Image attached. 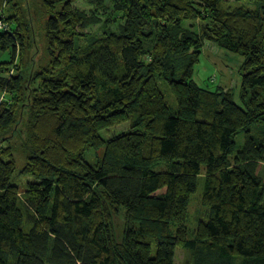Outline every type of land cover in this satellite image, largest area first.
<instances>
[{"label":"trees","instance_id":"1","mask_svg":"<svg viewBox=\"0 0 264 264\" xmlns=\"http://www.w3.org/2000/svg\"><path fill=\"white\" fill-rule=\"evenodd\" d=\"M41 1L51 63L30 82L35 42L19 4L0 31V264H174L177 249L183 264H264V0H85L90 13ZM197 20L201 34L184 30ZM204 39L243 57L241 106L194 82ZM19 125V175L35 179L23 192L4 145ZM89 149L103 150L93 165ZM199 186L208 217L189 239Z\"/></svg>","mask_w":264,"mask_h":264},{"label":"rangeland","instance_id":"2","mask_svg":"<svg viewBox=\"0 0 264 264\" xmlns=\"http://www.w3.org/2000/svg\"><path fill=\"white\" fill-rule=\"evenodd\" d=\"M72 7L83 10L87 13L94 12L96 4H88L85 0H72ZM232 3L233 0H228ZM19 4L23 8L25 15L27 16L28 23L30 24V31L32 35L33 47L32 51L25 56V73L23 77H26L30 82L33 76L45 68H49L51 60L49 56V44L50 40L47 37L45 23L49 18V14L45 13V8L41 0H0V20L4 23L5 17H8L13 9L12 5ZM101 12V11H100ZM104 15L102 14V17ZM208 24L206 21H186L184 24V30L193 34H201L202 27ZM111 28L112 25H111ZM4 31V30H3ZM96 26L90 27L86 32L89 34H96ZM90 37V36H89ZM200 62L194 68L193 80L201 88H205L209 91H230L233 95L234 103L242 105L239 99L241 77L239 74L240 66L243 62V57L239 54L228 52L220 49L213 41L204 39L202 48L200 50ZM8 60L9 55L7 53L0 54V59ZM17 64L20 61L15 60ZM11 73L14 74V69H11ZM27 81V82H28ZM157 87L160 93L163 95L166 105L170 109L171 113L177 111L176 103L173 96L169 91L167 82L161 80L157 82ZM0 100L7 101L8 97L6 94L0 95ZM130 124L124 123L120 126L102 132L103 139H109L116 134L129 130ZM16 131L12 133L7 141L4 143L6 147L12 151L14 156L16 170L13 178V184L20 187L21 192L25 189V185L28 182H34L35 179L28 175H19V172L24 167L25 160V145H24V128L19 125L15 127ZM237 147H242L244 143V133L239 134L235 138ZM103 150L89 149L84 154V160L89 164L93 165L97 160L101 159ZM165 164L163 162L158 163L154 166L153 171L161 172L165 170ZM200 185V184H199ZM202 189V185H201ZM208 217V212L205 207L201 204V193L200 186L195 194H192L189 199L188 205V216L186 221V229L188 232V238L193 239L196 231L197 223L199 221H205ZM123 213L117 211L115 214L112 213V227L116 237V240L121 239V231L123 230ZM185 252L177 249L175 253L174 264H183L186 259Z\"/></svg>","mask_w":264,"mask_h":264},{"label":"built area","instance_id":"3","mask_svg":"<svg viewBox=\"0 0 264 264\" xmlns=\"http://www.w3.org/2000/svg\"><path fill=\"white\" fill-rule=\"evenodd\" d=\"M6 29V23L4 22H2L1 20H0V31H3V30H5Z\"/></svg>","mask_w":264,"mask_h":264}]
</instances>
